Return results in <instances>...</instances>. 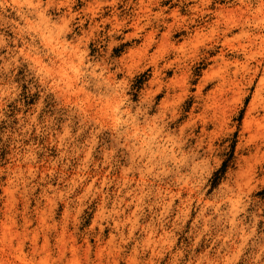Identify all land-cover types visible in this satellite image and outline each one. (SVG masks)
Returning a JSON list of instances; mask_svg holds the SVG:
<instances>
[{
	"label": "rangeland",
	"instance_id": "374dc122",
	"mask_svg": "<svg viewBox=\"0 0 264 264\" xmlns=\"http://www.w3.org/2000/svg\"><path fill=\"white\" fill-rule=\"evenodd\" d=\"M0 264H264V0H0Z\"/></svg>",
	"mask_w": 264,
	"mask_h": 264
},
{
	"label": "bare ground",
	"instance_id": "6f19581e",
	"mask_svg": "<svg viewBox=\"0 0 264 264\" xmlns=\"http://www.w3.org/2000/svg\"><path fill=\"white\" fill-rule=\"evenodd\" d=\"M250 24H251V23H250ZM250 24H249V25H250ZM249 25H248V26H249ZM254 31H255V30H254ZM259 31H260V30H259ZM256 33H257V32H256ZM250 34H251V33H250ZM257 34H259V33H257ZM254 35H255V34H254ZM258 36H259V35H258ZM260 36H261V34H260ZM254 37H256V38H257V36H254Z\"/></svg>",
	"mask_w": 264,
	"mask_h": 264
}]
</instances>
